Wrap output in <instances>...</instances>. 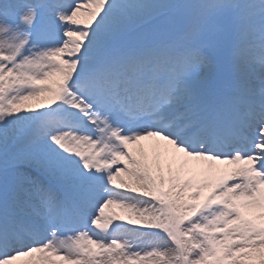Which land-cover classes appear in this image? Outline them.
Returning <instances> with one entry per match:
<instances>
[{"label":"snow or ice","instance_id":"snow-or-ice-1","mask_svg":"<svg viewBox=\"0 0 264 264\" xmlns=\"http://www.w3.org/2000/svg\"><path fill=\"white\" fill-rule=\"evenodd\" d=\"M0 264H264V0H0Z\"/></svg>","mask_w":264,"mask_h":264},{"label":"bare ground","instance_id":"bare-ground-1","mask_svg":"<svg viewBox=\"0 0 264 264\" xmlns=\"http://www.w3.org/2000/svg\"><path fill=\"white\" fill-rule=\"evenodd\" d=\"M141 143H142V145H144L146 148H150V145H151L152 142H150V141H143V142H141Z\"/></svg>","mask_w":264,"mask_h":264},{"label":"rangeland","instance_id":"rangeland-1","mask_svg":"<svg viewBox=\"0 0 264 264\" xmlns=\"http://www.w3.org/2000/svg\"><path fill=\"white\" fill-rule=\"evenodd\" d=\"M218 173L221 174L222 172L218 171ZM113 211H118V210H115V209H114Z\"/></svg>","mask_w":264,"mask_h":264}]
</instances>
